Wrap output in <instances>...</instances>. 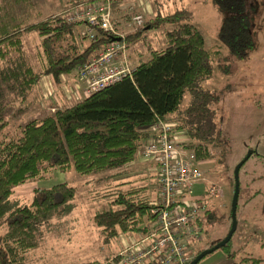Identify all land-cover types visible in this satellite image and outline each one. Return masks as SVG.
Listing matches in <instances>:
<instances>
[{"label": "trees", "instance_id": "1", "mask_svg": "<svg viewBox=\"0 0 264 264\" xmlns=\"http://www.w3.org/2000/svg\"><path fill=\"white\" fill-rule=\"evenodd\" d=\"M80 1L85 0H68L72 4ZM131 2L110 0L112 13ZM212 2L227 12L217 29L226 51L235 58L248 57L255 41L246 0ZM190 17L191 9L186 6L154 13L145 20L144 28L172 24L164 29L163 47L151 49L147 59L135 60L130 75L16 125L11 135L5 131L7 120L3 115L9 100L27 102L30 95L38 96L35 87L42 73L59 83L62 74L73 73L75 66L103 48L110 36L96 28L94 37H88L78 28L82 22L67 21L64 13L31 22L0 21V264H26V251L38 244L44 227L50 224L48 220L69 208L75 192L74 185L60 180L34 186L27 200H21L13 194V185L45 178L56 168L72 167L77 173L89 175L87 180L101 176V187L93 189L97 205L92 219L109 239L123 232L147 231L155 217L152 209L158 201L157 172L151 168L153 162L140 154L142 144L154 136L153 122L158 118L174 120L173 128L183 130V141L192 147L199 167L211 157V148L221 145V132L212 117L218 95L203 84L213 70L212 52L204 46L202 34ZM112 20L117 25L113 15ZM138 27L124 36L127 50L144 34ZM30 30H35L38 37L40 61L36 68L27 60L24 48V36ZM186 92L190 99L187 113L182 114L180 103ZM252 153L257 151L250 149L248 155ZM138 155L147 161L144 168L154 179V192L147 182H135L129 176L131 170L125 167ZM190 185L185 189L186 196ZM210 186L218 187L211 184L206 188L205 201H199L202 207L190 220L199 237L192 236L183 243L186 252H191L185 264L224 237L199 246L203 240L200 213L212 215L206 198L218 196L217 191L210 193ZM236 205L237 201L235 215ZM229 218L230 227L231 208ZM230 237L218 247L226 246ZM117 258L115 252L106 264H114Z\"/></svg>", "mask_w": 264, "mask_h": 264}, {"label": "rangeland", "instance_id": "2", "mask_svg": "<svg viewBox=\"0 0 264 264\" xmlns=\"http://www.w3.org/2000/svg\"><path fill=\"white\" fill-rule=\"evenodd\" d=\"M246 3L250 32L255 41V47L246 58H235L229 54L218 38L217 29L227 12L212 0H142L141 4H138V0H132L121 7V11L112 13L118 19V30L126 34L140 26L144 33L139 41L126 50L131 66L138 58L147 59L151 49L163 47L164 29L172 27V24L165 23L144 28L145 20L156 12L164 14L182 6L191 9L189 21L200 31L204 46L212 52L210 59L213 70L203 84L218 95L217 101L213 103L216 110L212 117L220 129L222 143L211 148V157L200 166L203 178L191 184L187 194L199 203L205 201L209 185H217L219 193L210 200L206 198L212 215L200 213L203 240L199 246L221 238L227 232L229 209L234 198L236 164L248 150L257 151L248 155L238 167L235 229L227 245L207 252L196 264H264V0H246ZM71 4L68 0H0V21H36L49 14H61ZM137 12L141 14L139 22L132 18ZM24 38L26 58L36 68L40 61L37 33L30 30ZM44 75L40 74L37 79L39 95L36 98L30 95L26 98L27 102L9 100L7 103L3 115L7 120L5 131L8 134H14L17 126L26 120L42 117L58 107L55 102H50L53 90L57 92L61 106L75 100L64 95L62 81L56 84L50 75ZM69 81L72 82V78ZM189 99L186 92L180 103L182 114L187 113L185 108ZM184 134L180 132L182 138H186ZM135 160L137 158L134 163L124 166L135 171L131 176L135 182H147L152 187L151 192H154L152 175L144 169L145 165ZM100 177L96 175L87 180L89 175L77 173L72 167L64 170L56 168L45 178H32L12 186L13 194L21 200H27L30 189L39 184L49 185L64 180L75 187L69 208L48 220L50 224L44 227L38 244L26 251L24 263L106 264L112 253L120 247L123 236L137 234L133 230L104 238L100 227L92 219L97 205V198L92 196L93 189L101 187L103 180L101 182ZM190 253L187 251V256Z\"/></svg>", "mask_w": 264, "mask_h": 264}, {"label": "built area", "instance_id": "3", "mask_svg": "<svg viewBox=\"0 0 264 264\" xmlns=\"http://www.w3.org/2000/svg\"><path fill=\"white\" fill-rule=\"evenodd\" d=\"M141 3L142 0H138V4ZM63 13L67 21H81L80 32L88 37H94L96 28L110 36L105 46L90 59L77 64L73 73L61 75L62 90L67 98L80 99L131 74L134 67L126 54L125 33L113 23L110 0L76 2ZM132 18L139 22L141 14L134 13ZM59 101L53 90L50 102L59 107ZM175 123L158 118L150 125L154 136L142 144L140 154L143 159L153 162L151 168L157 172L158 201L152 209L155 217L149 222L147 231L139 232L134 239L123 243L116 252L118 258L114 264H185L190 254L187 256L183 243L192 236L199 237L190 220L202 205L184 193L193 181L202 179L203 174L192 147L180 136L183 130L173 128ZM217 189L210 186V193L217 191L218 194Z\"/></svg>", "mask_w": 264, "mask_h": 264}, {"label": "water", "instance_id": "4", "mask_svg": "<svg viewBox=\"0 0 264 264\" xmlns=\"http://www.w3.org/2000/svg\"><path fill=\"white\" fill-rule=\"evenodd\" d=\"M250 150L247 151V153L242 157V159L240 161L237 162L235 170H234V195H233V201H232V206H231V224L229 229L227 230L226 234L224 235V237H222L220 240H218L217 242H215L213 245L203 248L202 250H200L191 260L188 264H194L203 254H205L206 252H209L211 250H213L215 247H218L219 245L224 244L228 238L230 237L233 228L235 226V214H234V208H235V201H236V194H237V185H238V167L241 165V163L243 162V160L248 156Z\"/></svg>", "mask_w": 264, "mask_h": 264}, {"label": "crops", "instance_id": "5", "mask_svg": "<svg viewBox=\"0 0 264 264\" xmlns=\"http://www.w3.org/2000/svg\"><path fill=\"white\" fill-rule=\"evenodd\" d=\"M128 53V52H127ZM47 75H50V74H45L44 75V77L46 76L47 77ZM51 76V75H50ZM52 77V76H51ZM53 79V78H52ZM54 80V79H53ZM69 81V80H68ZM70 82V81H69ZM36 90H37V87H36ZM38 91V90H37ZM61 98H62V95H61ZM135 161H138L141 165H145V163L147 162V161H145V160H143L142 158H141V156L140 155H138L137 156V160H135ZM130 164L131 163H134V160L133 161H131V162H129ZM135 164H137L136 162H135ZM145 169V168H144ZM138 171H140V170H138ZM132 174L131 175H129V176H133L134 175V173H135V171H130ZM137 172V171H136ZM31 181V180H30ZM26 181H24L23 183H25ZM22 183V184H23ZM33 188V187H32ZM31 188V189H32ZM30 189V190H31ZM137 235H134V236H131V237H127V236H123L122 237V241H121V245H120V247L117 249V251L123 246V243H125V242H127L128 240H130V239H134L135 237H136ZM130 242V241H129ZM116 251V252H117ZM113 254V253H112Z\"/></svg>", "mask_w": 264, "mask_h": 264}]
</instances>
